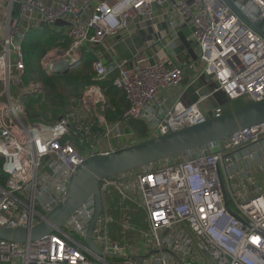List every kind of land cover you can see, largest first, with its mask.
I'll use <instances>...</instances> for the list:
<instances>
[{
  "label": "built area",
  "instance_id": "1",
  "mask_svg": "<svg viewBox=\"0 0 264 264\" xmlns=\"http://www.w3.org/2000/svg\"><path fill=\"white\" fill-rule=\"evenodd\" d=\"M230 1L251 23H262L264 33V0ZM37 26L63 32L69 41L67 48L53 47L41 58L47 75L58 63L80 59L83 50L98 58L92 64L95 82L105 80L107 65H114L113 86L128 104L119 121L107 122L101 113L105 98L96 84L81 95V105L97 104L84 120L71 113L27 118L23 96L38 94L41 86L23 82L21 43ZM132 32L142 34L143 49L129 60L107 62L95 51L106 39L118 43ZM11 85L20 94L12 93ZM261 100L264 37L227 0H0V171L6 177L0 227L38 224L91 156ZM94 121L103 132L90 138ZM131 121L145 125L144 137L129 129ZM260 142L264 124L101 180L102 211L92 232L101 256L85 244L93 215L89 198L52 235L23 244L0 239V264H139L129 258L149 254L142 264H264V168L252 175L249 191L244 187L249 175L240 172L254 153L243 155L245 167L235 159L238 150Z\"/></svg>",
  "mask_w": 264,
  "mask_h": 264
},
{
  "label": "water",
  "instance_id": "2",
  "mask_svg": "<svg viewBox=\"0 0 264 264\" xmlns=\"http://www.w3.org/2000/svg\"><path fill=\"white\" fill-rule=\"evenodd\" d=\"M227 2L242 19L249 23L260 36L264 37V33L261 30L262 23H251L234 7L230 0H227ZM19 42L20 35L15 40V43ZM78 61L79 59L73 63H58L48 73L55 76L66 75ZM113 69V64L106 67L108 73H111ZM260 124H264V100L228 110L219 117L209 118L204 123L178 132L168 133L105 155L91 156L72 173L65 195L43 220L30 229H6L0 227V239L23 244L27 241H36L52 235L82 204L89 198H92L93 215L87 229L85 244L95 255L101 256V251L94 245L92 240L94 225L102 211L99 190L101 180L143 168L149 164L184 153L195 152L239 130ZM224 204L227 207L228 202L226 198H224ZM155 253L157 252H153L152 254ZM150 255L130 257L129 259L142 264ZM111 256L117 257L115 255Z\"/></svg>",
  "mask_w": 264,
  "mask_h": 264
},
{
  "label": "trees",
  "instance_id": "3",
  "mask_svg": "<svg viewBox=\"0 0 264 264\" xmlns=\"http://www.w3.org/2000/svg\"><path fill=\"white\" fill-rule=\"evenodd\" d=\"M68 45L69 41L63 32H56L55 29L47 26H37L28 29L21 43L25 65L24 84H27L29 79L42 84L43 88L47 90L45 99L50 103L53 118L60 112L62 114L68 102L67 98L59 92V83H61L65 89L68 88L69 94L74 98L75 104L80 101L81 93L88 86L96 84L100 87L105 98L101 113L104 115L107 122L119 121L121 115L127 109L128 104L124 99L123 93L113 86V80L117 76V73L113 71L107 75L105 80L100 82L93 81L92 64L98 58L92 52L83 50L77 64L66 75H47L41 70L39 63L48 49L53 47L65 49ZM185 45L188 52L193 56L190 44ZM189 91L190 93L193 92L192 90ZM36 95L37 94L33 93L23 96L25 112L30 121L43 115L40 111L33 108ZM194 99L195 96H192V100ZM219 99L224 101L223 95H219ZM240 106L242 105H237L234 108ZM40 107L42 110L43 105ZM36 108H38V106H36ZM90 119L93 120L91 116ZM128 127L135 135L139 137L145 136L146 129L142 122L131 121ZM102 132L103 129L97 127L94 121L90 127V138L102 134ZM5 179V175L0 171V186H3Z\"/></svg>",
  "mask_w": 264,
  "mask_h": 264
},
{
  "label": "crops",
  "instance_id": "4",
  "mask_svg": "<svg viewBox=\"0 0 264 264\" xmlns=\"http://www.w3.org/2000/svg\"><path fill=\"white\" fill-rule=\"evenodd\" d=\"M142 44V34L140 32H132L130 36L125 37L123 41H119L118 43H116V40L113 38L106 39L104 45L97 47L95 51H97L98 55L101 54L107 62H118L120 60H129L133 54L143 49ZM263 143L264 142H260L259 144L248 146L237 151V157L252 152L254 153L253 160L249 162V166L247 165L246 168H243L244 171L249 172L251 165L254 168L252 172L253 175L256 171L258 172L259 167L264 168ZM237 164L239 167H245L241 161Z\"/></svg>",
  "mask_w": 264,
  "mask_h": 264
},
{
  "label": "rangeland",
  "instance_id": "5",
  "mask_svg": "<svg viewBox=\"0 0 264 264\" xmlns=\"http://www.w3.org/2000/svg\"><path fill=\"white\" fill-rule=\"evenodd\" d=\"M66 63H68V62L66 61ZM186 83H187V81L185 80L183 82V85L186 84ZM39 84H40L41 87L39 89V93L36 95L35 105H34L33 108L36 109L37 111H40V113H42L44 116L45 115H50L51 116L52 115V111H51L50 103L45 99L46 94H47V90H45L43 88V86H42L41 83H39ZM20 87H21V85L18 86V88H20ZM10 88H11V92L12 93H14V94L15 93H19L17 91V87H15L14 85H11ZM58 88H59V92L62 95H64L65 98H67L68 102H67L65 108L63 107L64 108V111L62 112V114L60 112L59 114L55 115L54 118H57L58 116L63 115V114L71 113V114L74 115V117L76 119H78V120H84V118L87 117V115L91 114L90 110L96 108V105L97 104L94 106V105H92V103L90 104L91 106L90 105L83 106V105H81V102L80 101L75 104L74 98H72L70 96L68 88L65 89L61 83L58 84ZM81 98H82V96H81ZM79 100H81V99H79ZM42 105H43V108L41 110V107L40 106H42ZM207 105L209 107L211 106L210 103H207ZM36 106H38V108H36ZM86 110H89V112L86 111ZM98 112L99 111L97 109H96V111L93 110V114L94 115L98 114ZM27 118H28V116H27ZM263 145H264V143H263ZM253 169H254L253 166L250 165V171L247 172V175H249V176H248L247 179L244 180V187H245V189H247L249 191L252 188V184H251L252 181L251 180H252V172L254 171ZM236 185L238 187H241V183H240V180L239 179L236 180Z\"/></svg>",
  "mask_w": 264,
  "mask_h": 264
},
{
  "label": "bare ground",
  "instance_id": "6",
  "mask_svg": "<svg viewBox=\"0 0 264 264\" xmlns=\"http://www.w3.org/2000/svg\"><path fill=\"white\" fill-rule=\"evenodd\" d=\"M236 161H237V163L239 162V161H241L242 162V159H243V156H236ZM246 173V171H244V170H242V172H240V175H243V174H245Z\"/></svg>",
  "mask_w": 264,
  "mask_h": 264
}]
</instances>
